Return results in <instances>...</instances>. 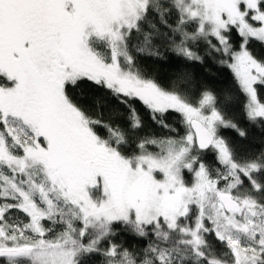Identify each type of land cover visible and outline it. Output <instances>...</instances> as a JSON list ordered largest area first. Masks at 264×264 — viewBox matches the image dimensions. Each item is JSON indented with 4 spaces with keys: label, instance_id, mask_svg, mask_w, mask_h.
I'll return each instance as SVG.
<instances>
[{
    "label": "snow or ice",
    "instance_id": "snow-or-ice-1",
    "mask_svg": "<svg viewBox=\"0 0 264 264\" xmlns=\"http://www.w3.org/2000/svg\"><path fill=\"white\" fill-rule=\"evenodd\" d=\"M158 39L201 62L203 42L264 127V0H0V264H264V151L237 155L220 129L247 133L187 73L164 86L140 68ZM84 81L126 122L83 107ZM137 101L167 134L141 135ZM120 225L142 253L114 241Z\"/></svg>",
    "mask_w": 264,
    "mask_h": 264
},
{
    "label": "trees",
    "instance_id": "trees-1",
    "mask_svg": "<svg viewBox=\"0 0 264 264\" xmlns=\"http://www.w3.org/2000/svg\"><path fill=\"white\" fill-rule=\"evenodd\" d=\"M176 19V14L173 13L169 17V23L174 25ZM161 28L166 30L163 29L162 25ZM239 42V38L234 34V46H238ZM156 43L161 45L162 56L138 55L137 63L140 68L149 77L156 79L164 86L170 85L172 81L176 80L178 75L187 73L191 81L187 85L190 93L198 98L202 91H212L221 102L219 106L222 108L226 118L231 119L240 129L247 133L245 137H241L235 129H220V134L230 142L237 155L247 156L264 151V127L259 124H253L248 120L244 109L246 98L240 91L231 70L219 63V56L215 53L209 54L207 46L201 42L198 45H193V50L203 58V61H190L178 56L169 46L162 45L159 39ZM250 47L257 58H264V45L259 42H253ZM71 94L94 116H101L102 111L105 120L112 116L119 119L121 123L126 122L127 110L107 90L99 89L92 85L91 82L84 81L78 88L73 89ZM228 97L230 99H227ZM97 101L104 105L102 110L101 107L93 106ZM105 101H107L106 104ZM135 106L144 120L145 127L141 131V135L145 132H153L161 136L167 134L166 129H161L152 122L147 109L144 108L141 102L137 101ZM116 109H121L123 115L121 116ZM168 122L177 128L180 135L184 134L185 130L183 125L179 123L178 114L172 113L168 118ZM207 161L214 164V156L211 153H208ZM116 232V236L113 237L114 241L130 250L142 253L143 249L148 245L147 237H138L124 230L123 225L118 226ZM102 247H106V245H102ZM104 261L105 258L102 254L93 253L84 257L82 264H104Z\"/></svg>",
    "mask_w": 264,
    "mask_h": 264
}]
</instances>
